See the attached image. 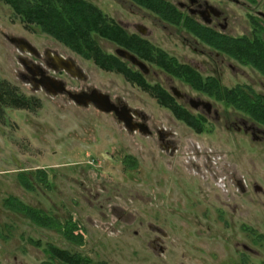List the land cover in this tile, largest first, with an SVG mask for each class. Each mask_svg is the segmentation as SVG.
Wrapping results in <instances>:
<instances>
[{"label": "rangeland", "instance_id": "rangeland-1", "mask_svg": "<svg viewBox=\"0 0 264 264\" xmlns=\"http://www.w3.org/2000/svg\"><path fill=\"white\" fill-rule=\"evenodd\" d=\"M254 4L264 11V0ZM229 6L237 16L236 34L249 31L247 8ZM259 19V39L243 45L264 42V19ZM77 29L71 32L83 39L86 34ZM3 32L25 36L40 48L54 46L75 58L87 76L75 86L96 87L114 98H128L132 106L148 113L153 128L165 126L177 133L179 154L168 157L158 147L156 136L127 134L111 115L80 107L67 96L50 98L33 92L19 79V72L24 70L18 61L19 52ZM240 48L247 51L237 41L227 47V52L239 59L241 56L231 52ZM107 59V53L100 49L85 56L37 25L26 27L0 0V81L10 82L33 103L30 108L23 107L6 97L0 104V264H41L48 260L49 255L33 245L32 239L110 264H264V123L238 101L219 99L205 88H196L194 81L181 80L177 86L193 97L210 101L223 119H199L195 110L183 111L182 101L174 98L178 112L188 114L179 117L159 100L129 90L123 66ZM249 59L243 54L240 63L234 61L235 71L226 69L221 82L218 80L221 92L240 88L237 93L243 97L256 100L258 95L264 96V66L258 67ZM187 74L192 78L191 71ZM206 81L207 77L201 76L197 83L204 86ZM231 120L253 124L260 138L227 127L225 123ZM191 143L221 157L211 169L225 166V194L217 184L208 183L211 170L201 167L200 172L207 175L203 178L202 173L193 174L183 166V153ZM107 149L116 160L102 153ZM124 155L136 159L130 156L124 160ZM30 180L33 188L27 189ZM237 180L246 182V191L237 188ZM9 196L64 223L73 220L84 243L77 246L54 229L38 226L4 203ZM223 200L224 205H219ZM149 220L167 234L163 237L164 254L154 252L147 243L148 237L161 235L142 226Z\"/></svg>", "mask_w": 264, "mask_h": 264}, {"label": "flooded vegetation", "instance_id": "flooded-vegetation-1", "mask_svg": "<svg viewBox=\"0 0 264 264\" xmlns=\"http://www.w3.org/2000/svg\"><path fill=\"white\" fill-rule=\"evenodd\" d=\"M59 1L60 9L63 10L68 4H75L80 19L84 20V25L80 24L76 32L86 36L92 35L90 44L85 42L84 47L105 51L108 63L122 65L124 80L129 90H133L138 96L144 94L156 100L161 96L170 95L178 102L181 100L179 103L189 112L191 109L195 110L199 119L200 116L216 120H222L223 117L213 105L209 107L204 103L207 100L200 96L193 97L177 86L176 82L181 80L187 83L184 78L191 70L200 76H206V82L210 77H215L221 82L226 69L235 71L234 61L236 63L241 61L240 58L231 56L227 52V47L237 41L243 47L246 44L243 45L242 42L259 39V18L264 19V11L254 7L255 0ZM230 4L247 8L249 31L243 30L242 34H236L237 16ZM63 12L65 16V10ZM46 16H51L50 10ZM261 24L264 25L262 22ZM3 35L19 52L18 61L24 69L19 72V79L33 92H43L50 98L67 96L80 107H92L99 114L111 115L127 134L156 136L158 147L168 157L175 158L179 154L181 145L175 139L177 133L165 126L153 128L149 124L148 113L140 107L132 106L128 98L121 96L114 98L110 93L96 87L75 86L78 81L87 79L86 73L75 58L60 52L54 46L40 48L25 36H15L6 32H3ZM237 52L242 58L244 54L242 48ZM94 64L97 65L96 62ZM94 91L108 95V103L112 108L110 112L98 107L106 100L94 97ZM225 125L239 131L250 132L255 138H260L259 129L245 120H231ZM102 153L112 160L117 159L115 155L110 154L111 149ZM183 154L184 160L181 162L188 172L192 169L193 174L202 173L201 176L206 178L204 171L200 172L201 167L208 172L211 170L207 178L208 183L217 184L225 194L228 179L224 172L225 166L211 169L221 159L219 155H213L209 150L204 151L201 145L196 143H191ZM130 156H125L124 160ZM230 180L234 181L232 178ZM236 185L242 192L248 188L243 180H237ZM255 188L258 189L257 186ZM219 205L223 206L224 200ZM120 220L125 224L128 222ZM141 224L148 230L161 234L148 237L147 243L151 244L154 252L166 253L163 237L167 234L162 228L150 220L146 224L143 222Z\"/></svg>", "mask_w": 264, "mask_h": 264}, {"label": "trees", "instance_id": "trees-1", "mask_svg": "<svg viewBox=\"0 0 264 264\" xmlns=\"http://www.w3.org/2000/svg\"><path fill=\"white\" fill-rule=\"evenodd\" d=\"M4 4H7L13 9L14 15L19 19V21L24 24L26 27L30 28L31 26L37 25L41 28L43 32H47L56 38L64 41L67 45H69L74 50L79 51L81 54L85 56L91 55V49H86L84 47L85 42L90 44L91 36L90 34L85 36L83 35V39L74 32H71L72 29L80 27V24L84 25V20L80 19L79 11L76 8L75 4H68L65 10L61 8V2L59 0L55 2H47V0H36L35 2L31 0H1ZM48 10L51 11V16H46ZM85 27V26H84ZM252 46V45H250ZM243 46L242 52L249 56V61L251 63H256L259 66L263 67L264 65V42L258 40L256 44L252 47ZM234 55H237L238 52H231ZM241 59V58H240ZM248 61V62H249ZM263 73H264V68ZM192 78L190 74L185 77L189 83L194 81V86L205 88L209 91V93L218 96L219 99H227L231 102L238 101V105L246 110V112L253 115L255 119L260 120L264 123V96L258 95L256 100H252L251 98H246L241 95H238L241 92L240 88H232L225 89L224 91L219 90V82L215 77H210V80L205 83L203 86V82L197 83V80H201V76L195 71L191 70ZM15 87L10 84L8 81H0V104L3 102V98L10 97L9 99H13L15 103L23 106V107H32V99L27 96H23L15 91ZM243 92V91H242ZM231 94L232 99H231ZM245 96V95H244ZM11 99V100H12ZM12 100V101H13ZM159 102L165 105H168L170 109L176 114H179V117L186 115L187 110L183 108L185 112H178L176 107V103L174 98L170 95L161 96ZM10 102V104L12 103ZM176 105H175V104ZM2 115V110L0 109V116ZM181 115V116H180ZM188 115V114H187ZM26 188H33V182L30 180L26 183ZM4 203L7 206H10L12 209L19 211L29 217L35 224L41 227H45L48 229H54L56 232L62 234L69 242L79 246L84 243L83 235L76 233L80 227L73 220H68L67 222H62L56 217L48 215L43 209L36 208L34 206H30L25 204L20 198L16 196H9L4 199ZM31 243L37 247H42L43 250L49 255L48 260H44L41 264H109L106 261L95 262L91 258L83 255L80 252H73L68 249L60 248L59 246L53 243H43L41 240H31ZM231 264H249L248 262L241 263H231Z\"/></svg>", "mask_w": 264, "mask_h": 264}, {"label": "water", "instance_id": "water-1", "mask_svg": "<svg viewBox=\"0 0 264 264\" xmlns=\"http://www.w3.org/2000/svg\"><path fill=\"white\" fill-rule=\"evenodd\" d=\"M93 96L96 97V98H104L106 100L105 102L99 104L98 107L101 110L106 111V112H110L112 110V108L110 107V104L108 103L109 102V98H108L107 94L101 93V92H98V91H94ZM204 103L207 104L209 107H211L213 105L210 101H204ZM258 190H261V188L258 187Z\"/></svg>", "mask_w": 264, "mask_h": 264}]
</instances>
